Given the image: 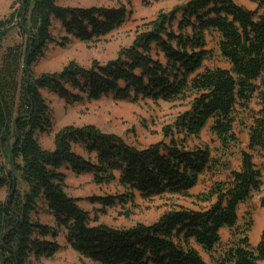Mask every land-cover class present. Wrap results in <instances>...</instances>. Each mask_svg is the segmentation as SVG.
<instances>
[{
    "label": "trees",
    "instance_id": "16d2710c",
    "mask_svg": "<svg viewBox=\"0 0 264 264\" xmlns=\"http://www.w3.org/2000/svg\"><path fill=\"white\" fill-rule=\"evenodd\" d=\"M18 1L20 8L0 19V192H7L0 201V264L54 257L61 249L56 241L60 231L68 246L93 264H206L198 248L212 256L225 229L231 239L217 264H264V230L253 246L248 234L252 221L238 226L240 207L263 185L253 154H264V0H247L255 10L235 0H189L144 23L115 60L95 61L90 68L70 62L61 72L40 75L33 68L54 41L55 22L65 32L61 47L73 39L90 43L121 28L134 0L91 8L61 6L58 0ZM15 26L21 43L3 49ZM212 34L229 68L205 67ZM44 92L70 104L112 97L119 102L184 101L188 108L163 129L164 140L144 148L93 125H69L55 133L53 148L45 149L39 135L50 133L53 123ZM255 98L260 109L248 128L249 152L241 153L240 170L227 166L224 180L195 197L192 191L201 177L217 164L209 148L190 149L187 139L198 138L211 124L219 151H229L239 143L234 114L237 108L252 113ZM67 172L91 175L98 186L117 183L124 189L119 195L86 199L103 210L132 203L136 194L195 197L201 205L168 211L152 224L93 226L90 213L80 206L85 199L66 192ZM42 204L54 216V227L37 220ZM260 205L264 208V196Z\"/></svg>",
    "mask_w": 264,
    "mask_h": 264
},
{
    "label": "rangeland",
    "instance_id": "374dc122",
    "mask_svg": "<svg viewBox=\"0 0 264 264\" xmlns=\"http://www.w3.org/2000/svg\"><path fill=\"white\" fill-rule=\"evenodd\" d=\"M17 0H0V19L7 18L13 11L20 8ZM189 0H148L145 5L142 0H134L128 8L131 15L125 24L113 33L94 40L90 43L81 42L73 39L66 47H61L60 43L65 32L60 22L53 24L51 33L54 41L48 45L44 56L34 66V72L37 75L42 73L61 72L70 62L79 64L82 67L90 68L93 62L105 65L115 60L122 48L129 47L137 32L147 23L156 18L159 12H170L175 7L185 5ZM237 4L246 7L249 10H255L256 6L247 0H235ZM125 3V1H122ZM58 4L66 7H115L118 2L113 0H58ZM15 6V7H14ZM14 9L12 10V8ZM21 43L19 29L13 27L10 33L3 40V49L6 47ZM208 49L211 51V57L205 62L206 68H229L228 63L220 56L218 47V36L216 34L207 37ZM260 84V82L258 83ZM45 99L50 107L53 129L50 133L40 134L39 141L43 148L52 149L55 133L69 125L77 127L93 125L106 133H113L122 137L129 144L141 148L150 146L164 140L163 129L171 125L178 115L182 114L187 108V102L180 101L176 103L158 102L151 100H138L119 102L112 97L102 98L99 101L84 102L81 104H70L58 96L44 92ZM250 109L252 113L247 114L237 108L234 117L236 119L234 132L239 139L238 145L231 147L227 152H220V144L216 141L210 132V125L203 131L198 138H189L186 146L190 149L196 147H207L211 150L214 162L217 168L213 173H206L200 179L199 185L192 191L196 197L201 193L207 192L211 185L224 180L229 171L240 170L241 153L249 152L248 128L253 123L252 117L260 109V104L255 98ZM182 136H180L181 138ZM75 151L85 155L80 147ZM254 162L258 169L263 173V185L261 189L255 192L251 199L240 207L239 223L240 228H244L248 221H252L253 228L248 233L251 244L257 245L264 230V208L260 205V199L264 196V154L254 153ZM67 189L69 196L85 199L80 202V206L90 213L91 225L105 224L114 228H130L138 223L152 224L156 222L164 213L179 208L199 209L201 205L195 197H183L174 194H165L163 196H154L144 198L136 194L132 203L121 205L103 210L99 204H91L86 199L92 196L119 195L124 193V189L117 183L98 186L93 182L91 175L75 176L67 172ZM19 183L26 188L23 180L19 177ZM7 199L6 190L0 192V201ZM205 206V205H203ZM39 221L44 224L50 222L48 211L39 208ZM56 223V222H55ZM55 225V224H54ZM222 245L212 255L206 254L201 248H198L206 264H217V258L222 252L224 246L231 239V231L225 229L221 233ZM56 241L61 249L52 258H41L35 260L31 258L28 264H93L89 259L80 256L68 246L65 239V232H59Z\"/></svg>",
    "mask_w": 264,
    "mask_h": 264
},
{
    "label": "crops",
    "instance_id": "0c3cea01",
    "mask_svg": "<svg viewBox=\"0 0 264 264\" xmlns=\"http://www.w3.org/2000/svg\"><path fill=\"white\" fill-rule=\"evenodd\" d=\"M40 207H43V209H45L46 211H48V208L46 207V205L45 204H42ZM48 213H49V211H48ZM50 214V213H49ZM39 215L37 214V216H36V218H37V220H39V217H38ZM50 222L48 223V224H46V225H49V226H51V227H54L55 225V218H54V216L53 215H51L50 214ZM41 222V221H40ZM42 223V222H41ZM44 224V223H43ZM62 233L64 232V231H61Z\"/></svg>",
    "mask_w": 264,
    "mask_h": 264
}]
</instances>
